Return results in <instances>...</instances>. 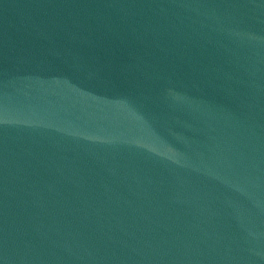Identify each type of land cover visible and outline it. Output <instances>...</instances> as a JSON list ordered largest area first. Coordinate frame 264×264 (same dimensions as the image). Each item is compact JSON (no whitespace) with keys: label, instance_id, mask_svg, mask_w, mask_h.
<instances>
[{"label":"water","instance_id":"1","mask_svg":"<svg viewBox=\"0 0 264 264\" xmlns=\"http://www.w3.org/2000/svg\"><path fill=\"white\" fill-rule=\"evenodd\" d=\"M231 116L264 171V0H176Z\"/></svg>","mask_w":264,"mask_h":264}]
</instances>
